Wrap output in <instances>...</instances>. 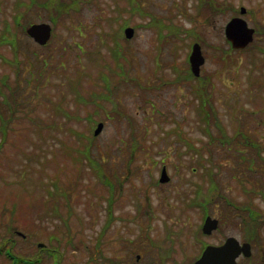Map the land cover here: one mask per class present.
Masks as SVG:
<instances>
[{
  "label": "rangeland",
  "instance_id": "rangeland-1",
  "mask_svg": "<svg viewBox=\"0 0 264 264\" xmlns=\"http://www.w3.org/2000/svg\"><path fill=\"white\" fill-rule=\"evenodd\" d=\"M18 1L0 0V100L3 92L13 90L12 96L21 102L17 104L15 116L7 127V139L0 149V238L6 233L3 222L10 219L9 209L15 203L18 220L14 223L16 231L11 235L15 239L13 250L34 251L37 242L48 247L58 246L64 252L62 264H95L92 255L98 256L100 263L114 264L110 258L122 257L128 245H131L128 251L132 250L130 243L125 247L127 237L146 230L153 238L159 232V237L166 240L169 233L165 231L171 227L173 233L180 235L173 240L181 238L183 242L193 243L195 235L191 231L202 222L201 216L198 211H190V218L178 213L182 210L184 192L193 195L194 182L200 180L199 171L196 174L190 171L195 163L192 159L198 157L217 173L224 197L237 202L252 197V207L261 213L260 243L254 246L251 259L255 264L257 248L264 251V197L260 193L239 190L236 176L244 179L247 187L264 191V110H260L264 108V88L253 82V78L264 74V64L255 62L253 67L250 53L236 50L232 51V60L224 63L217 52L213 54L211 47L196 40L205 57L200 76L209 78L212 103L227 134L241 129L250 139L249 144L233 142L230 147L212 142L207 145L209 149L202 150L203 159L198 148L203 141L208 143L209 136L200 127L202 122L196 111L198 98L192 90L199 80L184 79L187 80L185 67L189 66L188 55L195 37H204L208 44L226 46L224 25L232 15H240L229 9V2L237 8L244 6L246 12L241 16L254 27L259 22L264 24V0H219L224 7L214 10L203 5L201 0H136L145 12L165 22L193 27L195 34L184 36L181 33L179 37L185 40H179L176 51L173 48L175 42L167 39L160 42L156 28L151 26L135 27L131 38L121 40L125 47L123 53L131 64L129 75L143 86L133 81L119 82L114 89L117 102L132 123L127 116L114 114L108 118L105 109L93 114L97 121L103 122L102 130L96 135L97 146L93 147V153L104 163V172L112 178L111 200L108 199V186L89 167L76 173L77 165L62 149L64 137L59 130L49 126L56 117L50 102L61 99L66 103L71 99L68 78L79 73L78 67L92 71V77H97L99 61L92 63L88 53L101 55L113 63V44L109 41L111 46L108 45L106 33L120 29L128 19V25L146 23L150 14L124 11V6L130 7L129 0H80L79 7L68 13L57 12L54 2L42 8L35 3L46 0H24L35 4L28 16L52 25V40L40 45L22 33L24 20L18 25L21 16H16L20 14V8H15ZM197 9L200 12L194 18ZM6 28L18 33L17 52L3 38ZM253 42L258 44L254 49L255 57L264 59V53L259 49L264 47V34L256 33ZM15 54L19 58L18 74L13 66ZM174 66L181 72H176ZM250 75H258L251 78L253 83L249 81ZM175 76L176 81H171ZM156 84L159 85L156 87ZM104 103L110 107L106 101ZM70 104L73 106L74 102ZM81 112L86 110L82 107ZM237 123H240L239 129ZM40 125L42 129L38 130ZM76 127L80 128L81 124ZM212 132H217L214 126ZM180 136H185L188 144L194 147L188 148ZM134 141L138 146L131 154ZM239 154L244 159L237 157ZM250 160L251 168L248 166ZM61 165L65 169L59 170ZM163 165L170 180L160 183L158 178ZM115 175L121 181H117ZM46 187L63 192L56 196L58 213L43 201ZM64 194H67L68 204L64 203ZM224 202L218 197L209 212L220 219V231L209 236L201 232V239L214 241L225 235L237 238L242 235L244 238L243 215L233 208L230 210ZM245 212L242 213L246 216ZM109 218L110 224L100 236ZM189 223L194 224V228L187 227L188 231L185 228V232L179 233L180 225ZM97 239L99 246H96ZM6 253L0 254V264H16ZM51 256L43 250V260L39 264H56L54 255Z\"/></svg>",
  "mask_w": 264,
  "mask_h": 264
},
{
  "label": "trees",
  "instance_id": "trees-1",
  "mask_svg": "<svg viewBox=\"0 0 264 264\" xmlns=\"http://www.w3.org/2000/svg\"><path fill=\"white\" fill-rule=\"evenodd\" d=\"M128 1V0H127ZM130 1V7H123L124 11L129 10L130 12H137L141 15H145L148 12H145L141 4L138 3L136 0H129ZM53 2L57 5V12H65L68 13L70 9L79 7L78 3L80 0H46L44 2L35 3L42 8H46L47 5H51ZM201 3L205 5L206 7L209 6L210 9H222L223 2L219 0H201ZM33 2L30 1H24L19 0L18 6H15V8H20L19 12L20 14H16L17 18H19L20 24L22 20H24L22 33L26 35L25 28L27 25H29L31 22L35 21L30 16H28L29 11L31 9ZM21 6V7H19ZM227 6V5H226ZM229 9L233 10L234 13L238 12V8L234 6L231 2H229ZM199 9V7H198ZM195 12L194 18H197L200 11ZM150 14V13H148ZM150 19L146 23H136L134 24V27L138 26H151L155 27L157 30V37L158 40L165 41L172 40L175 42L173 48L177 46L180 42L179 40H182L184 38H180V34L184 33V36L192 35L194 33L193 27H187L184 24L183 25H176L174 22H165L162 18L155 16L154 14H150ZM128 19V18H126ZM17 20V19H16ZM129 20V19H128ZM128 20L121 24L120 29L111 31L106 33V35L109 37V41L112 42L113 46H111L113 52V63L109 59H103V57L100 56H94L92 53H88V57L90 58V61L92 63L98 62L100 65H97L98 68L96 69L97 77H92V71L86 70L83 71L78 67L79 73L74 77L68 78V87L69 92L71 91L72 96L71 99L63 103L61 99L59 100H51L50 108L53 109L55 113V119L50 123L49 126H53L55 129L59 130L61 133V136H63V146L62 149L64 150V153L68 158H71V160L77 165H74L77 167L76 173H80L81 170L84 167H89L95 175L98 177V179L105 182V184L108 186V199H112V185L110 179H112L109 175H107L104 172V163L100 161L93 153V147L97 146L96 143V135L93 134V128L96 124L97 119L93 117V114H98L101 109H105L106 116L112 117L114 114L118 115L119 117L127 116L129 123H132L131 119L128 117V115L125 114V111L120 107L119 103L117 102V98H115V91L117 84L125 83L133 81L134 83H137L139 86H143L142 83L136 79L133 76L129 75L130 71V65L129 59L125 55L126 53H123V45L121 40L127 39L125 38L124 34L122 33L124 26L128 25ZM257 33H264V24L258 23L255 24ZM6 30L4 33V40L8 43H11L12 46L15 48V51L17 52L18 49V36L17 31L11 30L10 28L4 29ZM101 32H104V29L101 30ZM53 33V32H52ZM54 34V33H53ZM53 34L51 38L48 40L46 44H49V42L53 38ZM27 36V35H26ZM182 36V35H181ZM183 37V36H182ZM185 40V39H184ZM199 40V42L203 46H209L213 49V54H219V60L223 61L224 63H228L232 60V51L234 50L228 41L225 40L226 46L224 44H218L213 45L212 43H207L205 41L204 37L199 36L195 37V40ZM103 41V40H102ZM103 43H105L103 41ZM189 44V43H188ZM256 45H258L255 42H251L246 48L238 49L237 52H249L251 60V65L255 67V62L259 65L264 64V59L256 58ZM260 46V45H259ZM259 49L264 53V48L259 47ZM176 51V47L174 48ZM93 52V51H89ZM14 62L13 65L16 70V74H18L19 68L18 62L19 58L17 55H14ZM101 58V59H100ZM123 58V59H121ZM97 64V63H96ZM174 69L176 72H181V70L176 66H174ZM178 70V71H177ZM185 74L186 79L184 81H191L193 79H198L199 82H196L195 85L192 87V90H194L193 94L198 98V105L196 108L197 116L199 120L202 122L200 124V127L204 133H206L209 136L208 143L203 141V143L200 145L198 150L200 151L201 155L200 157L203 159L202 150H205V148L209 149V146L212 144V142H219L220 144L230 147L231 143L234 142V144H249L247 138L248 136L240 129L234 130V132L231 135L227 134L226 128L223 126L221 120L219 119L218 114L216 113L215 106L212 103V95L210 93V90L208 89V83L209 78L206 76H199L195 77L191 71L189 66L185 67ZM262 77L258 76L253 78V82L257 84L260 87L264 88V74H260ZM249 77V81L252 82V77ZM95 78V79H94ZM176 76L171 81L175 80ZM182 81V80H180ZM162 84V83H161ZM159 84H156L157 87ZM13 90H8V92H3V99L0 100V103L2 104V107L0 108V116L1 117V131H2V139L0 141V149L3 148L4 142L7 139V127L9 126V122L13 117L15 116V111L17 108V104L21 103L15 95L12 96ZM13 99V101H12ZM104 101H106L110 107L107 108ZM70 102H74L73 106L70 104ZM90 106L92 108H90ZM84 108L86 110L85 113L81 112V108ZM1 110H4L2 113ZM8 110V111H7ZM261 111L264 110V108H260ZM58 115V116H57ZM102 120V118H99V120ZM81 124V127L78 128L76 125ZM238 125L240 126V123H237L236 128L239 129ZM212 126H214L217 129L216 133L212 132ZM42 125L38 126V130H41ZM240 134V137H239ZM132 135V134H131ZM183 141L188 145V148L194 147L193 144H188V139L185 136H180ZM67 138V139H66ZM69 138V141H68ZM133 146L131 149V154L136 149V145L138 144L137 141L133 142ZM252 143V142H250ZM59 145L61 146V141L59 142ZM209 145V146H207ZM252 145V144H251ZM138 146V145H137ZM238 146V145H237ZM240 150L237 148V151ZM198 151V155H199ZM195 153V151L193 152ZM211 153V151H209ZM196 154V153H195ZM237 157H241L244 159V156L242 154H239ZM264 158V157H263ZM103 160V159H102ZM132 160V157H130L129 162ZM195 161L193 167L190 168V171L194 174L199 171L198 179L195 181V187L192 190L193 195L189 196V193L184 192L185 198L182 199V208H188V207H195L196 209L200 211V214L202 218L205 216L206 213L211 212L210 207L212 204L216 203L218 200V197L222 198L223 201H225V206L237 210L239 214L243 215L242 222V229H243V237L245 240L253 243L254 245L260 243V232H259V225L262 222L259 218L261 216V213L259 210L252 207L253 198L248 197L245 200L241 201H233L232 199L228 197H224L223 193L221 192V186L219 185L217 181V173L213 169L212 166L206 165L204 161L200 160L198 157L195 159H192ZM131 163V162H130ZM130 163L127 164L129 166V170H131ZM191 164V163H190ZM60 166V165H58ZM249 168L252 166V160L249 161ZM65 169V166L61 165L59 167V170ZM73 170V169H72ZM207 176L208 179H205ZM236 180L239 184V190H243L246 193L250 194V191L255 193H260L264 197V191L260 189L259 191H256L254 187H247L244 184V179L238 178L236 176ZM115 179L117 181H121L118 177V175H115ZM45 191H41L44 193V202L46 206H51L52 210L58 213V199L56 196H58L60 192L56 188L54 190L51 189V187H46L44 189ZM64 200L66 204L69 203L67 194H64ZM240 203V204H239ZM12 208H10L11 217L7 222H3V224L6 226V233L2 235L0 238V254L3 253V251L7 252L5 255L14 263L16 264H39L42 262V251L46 250L50 256L54 255L56 264H62V261L64 259V252L58 247V246H51L48 247L44 245L43 247L38 246V242L35 244L36 249L34 251H29L28 249L23 250V252H17L13 250V246L15 245V239L12 234H14L16 225L14 224L18 219L15 216L16 212V204H12ZM109 205V204H108ZM70 207V206H69ZM5 210V209H4ZM247 211V212H245ZM245 212L246 216L242 213ZM264 219V218H263ZM25 223V222H24ZM110 224V218L108 219L106 223V227L103 229V232L101 231L100 236L105 232L106 228ZM171 227H169L170 230ZM69 230V228H68ZM200 230V227H199ZM99 238V237H98ZM259 239V240H258ZM264 241V240H263ZM96 246H99L98 240L96 242ZM10 255V256H9ZM58 255V256H57ZM51 256V258H52ZM57 256V257H55ZM95 264H104L100 263L99 261L95 260L96 258L92 255L91 256ZM114 263V261H112Z\"/></svg>",
  "mask_w": 264,
  "mask_h": 264
},
{
  "label": "flooded vegetation",
  "instance_id": "flooded-vegetation-1",
  "mask_svg": "<svg viewBox=\"0 0 264 264\" xmlns=\"http://www.w3.org/2000/svg\"><path fill=\"white\" fill-rule=\"evenodd\" d=\"M264 34V33H260ZM185 208L179 211L178 215H184L187 216V218H190V211H198V214L201 216L200 211L197 210L195 207ZM192 209V210H191ZM207 215H210L212 217L217 218L218 220V227L211 230L210 233H204L202 231V223L204 222V219ZM202 222L198 223L197 229L195 228L191 232H194V241L193 243L189 242H183L181 238H177L175 240L172 239V237H177L179 234L173 233L172 229L168 231V229L165 231V233H169L166 240L161 239L162 237H159V232H157L156 238H153L152 234H149L146 231L140 232L139 234H135V236L130 235L126 239V245L128 243L132 244V250L129 252L128 248L131 247V245L127 246L126 253L122 257H112L110 259L119 262L120 264H193L202 254L203 250L207 245H219L224 242L226 237L229 235H225L222 237H218L217 240L214 241H207L201 239L199 233L202 232L203 235H213V233L220 231L219 222L220 219L210 213H206L205 216L202 218ZM242 224V222H241ZM149 227V225H147ZM194 224L189 223L186 225H180L179 233L185 232V228L188 231L187 227H193ZM166 227V226H165ZM200 227V230H199ZM194 228V227H193ZM159 230V229H157ZM186 231V232H187ZM131 234V233H130ZM243 234V232H242ZM136 238V236H138ZM180 236V235H179ZM237 238V237H236ZM239 243L242 244L246 240L242 238V235L237 238ZM254 244L250 242V254L246 255L241 251L238 256L236 257V264H253L251 259L253 258L254 254ZM257 255L256 263L255 264H264V251L257 250L255 251V256ZM97 259V257H96Z\"/></svg>",
  "mask_w": 264,
  "mask_h": 264
},
{
  "label": "water",
  "instance_id": "water-1",
  "mask_svg": "<svg viewBox=\"0 0 264 264\" xmlns=\"http://www.w3.org/2000/svg\"><path fill=\"white\" fill-rule=\"evenodd\" d=\"M240 13L246 12L244 6L240 7ZM52 27L49 22L40 21L28 25L26 28L27 34L32 37L37 43L45 44L51 36ZM124 34L130 38L134 34L132 26L124 28ZM224 34L230 41L233 48H244L249 42L253 40L254 28L249 26L247 21L241 16H233L225 24ZM190 63V70L194 75L200 74V67L205 61V57L201 50L199 42H193L188 56ZM103 128V122L99 121L94 130V135L100 133ZM170 179L166 167L163 166L160 172L159 181L166 182ZM218 225V220L211 216H206L202 224V231L210 233ZM42 246V243H39ZM243 251L244 254H250V243H239L236 237L228 236L222 244L207 245L203 250L201 256L194 262V264H236V257Z\"/></svg>",
  "mask_w": 264,
  "mask_h": 264
}]
</instances>
